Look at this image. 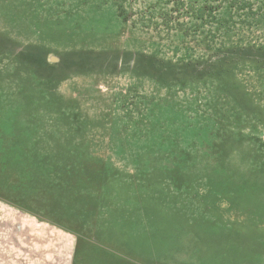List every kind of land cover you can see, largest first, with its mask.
<instances>
[{
    "label": "rangeland",
    "instance_id": "obj_1",
    "mask_svg": "<svg viewBox=\"0 0 264 264\" xmlns=\"http://www.w3.org/2000/svg\"><path fill=\"white\" fill-rule=\"evenodd\" d=\"M199 1L0 0V264H264V0Z\"/></svg>",
    "mask_w": 264,
    "mask_h": 264
},
{
    "label": "crops",
    "instance_id": "obj_2",
    "mask_svg": "<svg viewBox=\"0 0 264 264\" xmlns=\"http://www.w3.org/2000/svg\"><path fill=\"white\" fill-rule=\"evenodd\" d=\"M77 245V243H76ZM87 255V254H86ZM85 254L82 256L81 253L73 249L71 251L69 261L67 264H123V262H115V258L113 256H116L114 253H93L91 256H86ZM89 255V254H88ZM129 258V257H128ZM11 259L13 260V257L11 256ZM16 262L14 264H28L26 261L22 262L20 259H23V257H19L16 254ZM24 260V259H23ZM129 264V263H128Z\"/></svg>",
    "mask_w": 264,
    "mask_h": 264
},
{
    "label": "trees",
    "instance_id": "obj_3",
    "mask_svg": "<svg viewBox=\"0 0 264 264\" xmlns=\"http://www.w3.org/2000/svg\"><path fill=\"white\" fill-rule=\"evenodd\" d=\"M196 1L200 2L199 0H196ZM201 1H202V0H201ZM198 8H200L199 11H202V12H210V11H209V8H208V7H205L204 5L199 6ZM223 20H224V19H223ZM223 20H219V21H223ZM227 24H228V21L225 20V23H223L222 26H226V27H227ZM227 29H228V28H227Z\"/></svg>",
    "mask_w": 264,
    "mask_h": 264
}]
</instances>
